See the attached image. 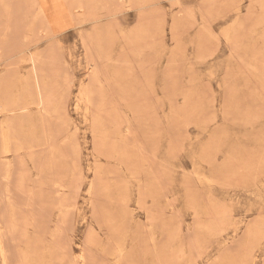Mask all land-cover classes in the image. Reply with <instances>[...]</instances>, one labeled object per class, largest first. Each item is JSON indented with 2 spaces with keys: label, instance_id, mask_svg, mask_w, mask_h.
<instances>
[{
  "label": "rangeland",
  "instance_id": "rangeland-1",
  "mask_svg": "<svg viewBox=\"0 0 264 264\" xmlns=\"http://www.w3.org/2000/svg\"><path fill=\"white\" fill-rule=\"evenodd\" d=\"M0 110V264H264V0H0Z\"/></svg>",
  "mask_w": 264,
  "mask_h": 264
},
{
  "label": "bare ground",
  "instance_id": "bare-ground-1",
  "mask_svg": "<svg viewBox=\"0 0 264 264\" xmlns=\"http://www.w3.org/2000/svg\"><path fill=\"white\" fill-rule=\"evenodd\" d=\"M79 8H80V7H79ZM81 8H82V7H81ZM41 9H42V6H41ZM44 14H45V12H44ZM47 20H48V18H47ZM15 89H16V88H15ZM18 89H19V88H18ZM27 90H28V89H27ZM8 93H9V92H8ZM18 95H19V94H18ZM14 97H15V96H14ZM14 97H13V98H14ZM17 100H18V99H17ZM28 104H29V103H28ZM7 109H8V108H7ZM7 109H6V110H7ZM219 109H220V108H219ZM0 111H1V110H0ZM3 111H4V110H3ZM5 112L8 113L7 111H5ZM8 127H9V126H8ZM11 128H12V127H11ZM7 131H8V130H7ZM8 133H9V132H8ZM0 136H1V135H0ZM0 140H1V138H0ZM5 141H6V140H5ZM0 142H1V141H0ZM9 142H10V141H9ZM9 142H8V143H9ZM4 144H5V143H4ZM4 144H3V145H4ZM8 145H9V144H8ZM2 147H4V146H2ZM5 150H6V149H5ZM3 152H4V151H3ZM5 152H6V151H5ZM8 152H9V151H8ZM75 155H76V154H75ZM209 183H210V182H209ZM210 184H211V183H210ZM7 232H8V231H7ZM92 244H93V243H92ZM17 259H18V258H17ZM6 261H7V260H6ZM77 264H78V263H77Z\"/></svg>",
  "mask_w": 264,
  "mask_h": 264
}]
</instances>
